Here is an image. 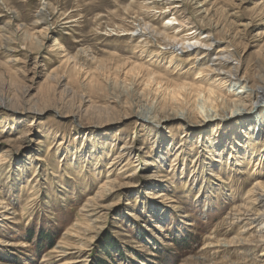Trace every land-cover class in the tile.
Listing matches in <instances>:
<instances>
[{"label":"rangeland","instance_id":"1","mask_svg":"<svg viewBox=\"0 0 264 264\" xmlns=\"http://www.w3.org/2000/svg\"><path fill=\"white\" fill-rule=\"evenodd\" d=\"M164 32L207 41L173 50ZM205 51L235 85L203 71ZM184 84L220 96L169 93ZM263 100L264 0H0V264L250 263L224 242L264 182L249 151L264 145ZM209 118L220 157L195 138ZM257 118L259 135H232Z\"/></svg>","mask_w":264,"mask_h":264},{"label":"bare ground","instance_id":"2","mask_svg":"<svg viewBox=\"0 0 264 264\" xmlns=\"http://www.w3.org/2000/svg\"><path fill=\"white\" fill-rule=\"evenodd\" d=\"M174 1V0H173ZM186 1V0H185ZM190 2V1H189ZM57 3V2H56ZM186 3V2H185ZM203 4V3H202ZM181 8V7H180ZM180 10V9H179ZM169 11V10H168ZM164 12V11H163ZM157 13V12H156ZM178 22V21H177ZM180 23V22H179ZM171 29V28H170ZM169 29V30H170ZM146 30V29H145ZM167 30V28H165L164 29V31H166ZM160 36V35H159ZM180 35H178L177 33H171V35H169L168 33L166 34L165 32L163 33V38H164V40H167V42L171 45L170 46V48L171 49H173V50H176L177 48L174 46V42L175 41H177V42H181L182 43V46H184V44H185V42L187 41L188 43H187V45L186 46H184L183 48H185L186 49V47H188V46H190V41H197V42H199L200 44L201 43H204V44H206V41L207 40H205L204 38L202 39V38H200L199 36H198V34L197 35H195L193 32H187L185 35H181L180 37H179ZM206 38V37H205ZM194 47H195V45H194ZM190 48V47H189ZM192 48V47H191ZM199 50V48H193L192 49V51H198ZM187 51V50H186ZM225 51V50H224ZM188 52V51H187ZM191 52V51H190ZM157 55H160V52H157L156 53ZM192 55V54H191ZM201 55H202V58L204 59L202 62H200V66H203V64H206V57L209 55V52L207 51H205V52H203V53H201ZM216 55L217 56H219V54L218 53H216ZM193 58V57H192ZM191 58V59H192ZM188 59H190V57H188ZM218 59V58H217ZM217 59H210L211 61H209V62H207V64H206V66H204V69H203V71H205V72H209V73H211L212 75L211 76H214V77H216V76H219V75H222L223 74V77H220L221 79H223V81L224 82H227L228 84H231V83H233V85H235L236 83L235 82H233V77L232 76H236V71H237V69L235 68V71H229V70H224L225 69V67H226V64H227V61H223V60H221L220 58V60L219 61H217ZM225 59V58H224ZM187 60V59H186ZM205 61V62H204ZM202 71V72H203ZM225 71V72H224ZM214 72H216V74L214 75ZM203 75V74H202ZM210 76V75H209ZM210 76V78H212ZM243 77H240L241 78V83L242 84H240V86H241V88L242 87H244V84L245 83H249V78L247 77V75L245 74V75H242ZM196 77H198V76H196ZM208 77V76H207ZM232 77V78H231ZM237 77V76H236ZM239 77V76H238ZM237 77V78H238ZM60 79V78H59ZM218 79V78H217ZM210 80V79H209ZM209 80L207 79V78H205V77H203V76H201L200 75V77H198V79H196V82H201L202 83V81H203V84H204V82H207V83H210V84H213V83H211V82H209ZM214 81H216V80H214ZM237 81V80H236ZM239 81V80H238ZM213 82V81H212ZM240 82V81H239ZM239 82H238V84H239ZM222 83V82H221ZM155 84V83H154ZM215 86H217V85H215ZM221 88V87H220ZM219 88V89H220ZM251 89V93H249L248 91H246L248 94L246 95L247 97H250V99L248 100V98H247V100L248 101H250L252 98V92H253V94H254V96H255V98H257V100L255 99V100H251L250 101V103H249V105H251V109L250 110H252L253 108H254V105H256L258 102H259V99H258V97H256V92L258 91V89H261V87L260 86H256V87H250ZM187 90H189L190 92L191 91H193L194 93H197V95H199V94H201V93H203L204 95H205V100H204V102L207 100V104H208V101L210 102L209 104H211V103H213V102H215V101H217V98H218V96H220V95H218L217 94V90H214L212 87H210V88H206L205 89V87H203L201 84H199L198 86H196V85H193V86H191V84H190V86H187V85H178V87L177 88H173V89H171V91H169V93H171L173 96H177V95H179V94H182L183 93V95H184V93L185 92H188ZM181 91H182V93H181ZM206 91V92H205ZM222 91V90H221ZM220 91V92H221ZM219 92V91H218ZM219 92V94H222V93H220ZM245 92V91H244ZM195 95V94H194ZM207 95V96H206ZM217 95V96H216ZM227 96H229V97H231V95H230V93L229 94H227ZM240 96V95H239ZM243 96V95H242ZM174 98V97H173ZM182 99V98H181ZM243 99V98H242ZM239 100V99H238ZM237 100V101H238ZM227 101V100H226ZM225 101V102H226ZM233 101H235L236 103H238L235 99L233 100ZM243 101V100H242ZM264 101V100H263ZM222 102V101H221ZM228 102H230V100L228 101ZM234 102V103H235ZM206 103V102H205ZM216 103V102H215ZM242 103H244V102H242ZM180 104V103H179ZM216 105H218V104H216ZM241 113H243L242 111H237V112H235V114H234V116H240V115H242ZM139 117H141V120L143 119V121L144 122H148V121H150V118L149 117H147V116H145V115H140ZM177 120H180L181 122H185V124H187V122H186V119H184L183 117H181V116H176L175 117ZM222 119H223V117H222ZM245 119V118H244ZM164 120H166V118L164 119ZM221 120V119H220ZM220 120H217V119H211V118H209V119H203V120H200L199 122H198V124L199 125H201V127H204V130H201V133L200 132H198L197 134H196V136H195V138H196V140H199V139H201V140H204L206 143H208V145L207 146H205V147H207V150H205V152H208V154H210V153H212L213 154V152H209V151H214V154H218V156L220 157L221 156V154H222V152L220 151V145H222L221 143H222V138H223V136L221 135V133H222V129H220V125L219 124H214L215 122H217V123H219L220 122ZM162 121V120H161ZM261 122V118H257L255 121H253L251 124H253V126L252 125H250V121H246V120H243V121H241V122H239V124H240V131H243V129L245 130V131H243V133H241L240 131H239V133L238 132H236L237 130H236V128L238 127H236V125H235V127L233 128V131H231L232 132V135H235V137H237V138H239V137H243V138H251V136L253 135V133H254V131H255V126H257V125H259V123ZM214 124V125H213ZM211 125V128L210 129H207L206 127H208V126H210ZM212 126H215V127H212ZM245 126V127H244ZM243 128V129H242ZM256 130H257V135H259L260 134V128L259 127H257L256 128ZM192 133V132H191ZM264 133V132H263ZM27 134H30V132L28 133L27 132ZM194 134V135H195ZM194 135H193V138H194ZM189 137L191 136V135H188ZM231 138V137H230ZM195 140V141H196ZM232 141V140H231ZM250 141H252V139H250ZM232 143H235L234 141H232ZM236 144H238V146L239 147H241L242 148V146L243 145H241L240 143H237L236 142ZM202 145V144H201ZM199 146V148L200 149H202L201 147L202 146ZM208 146L210 147V148H208ZM262 146H264V145H260V144H258V143H256V142H251L250 143V145H249V148H250V153L252 154V158H253V156L254 157H257V159H259L258 161H262V162H264V147L262 148ZM204 147V148H205ZM82 148V147H81ZM222 148V147H221ZM247 148V147H246ZM155 149H156V151L157 152H159L160 153V145L159 144H157L156 146H155ZM198 149V148H197ZM180 151V152H179ZM198 151V150H197ZM227 151V150H226ZM176 152H177V154H178V152L179 153H181L182 151L180 150V148H178L177 147V149H176ZM175 154V153H174ZM177 154H175V155H177ZM126 155H127V153H126ZM128 157H129V155H128ZM194 157V160L196 161L195 163H194V165H193V167H192V172H194V174H195V172H196V170L197 169H193V168H195L196 167V165L198 166V167H203V165H204V162L203 163H201L200 162V164H197V161H198V159H199V157H198V155H197V153L193 156ZM231 157V156H230ZM105 158V157H104ZM177 157H175V159H176ZM217 161H218V159H217ZM192 162H194V161H192ZM201 169V168H200ZM191 172V173H192ZM190 173V174H191ZM194 174L192 175V176H194ZM108 182V181H107ZM38 196V195H37ZM245 200H247L245 203H243V204H241L240 206H238L237 207V209H236V211H235V216L237 217V218H239V220H240V218L242 217L243 219H245V220H247V224H248V228H245L242 232H241V235L240 236H238V237H235V238H232V240H228V241H226V242H224L225 244H226V246H228V247H231V246H234V245H239L240 246V249H241V252H239V253H243V254H240V256L242 257H240L242 260H244L245 262L247 261V262H250V263H248V264H264V253H261V254H257V249H259V248H262L263 249V251H264V182H262V181H258V182H256L255 184H254V187H253V189H252V193H250V194H248L247 195V197L245 198ZM89 207H91V206H89ZM230 216V215H229ZM235 218V217H234ZM232 220V219H231ZM237 220V219H236ZM242 220V219H241ZM243 221V220H242ZM238 223V222H237ZM228 224V223H227ZM236 225V224H235ZM240 225V224H239ZM243 225V224H242ZM247 226V225H246ZM232 227V226H231ZM234 227V226H233ZM242 227V226H241ZM251 229H253L252 230V232H249L248 233V231H250ZM216 230V229H215ZM230 230V229H229ZM247 233L248 234H250V235H247ZM215 235V234H214ZM211 239V238H210ZM214 239V238H213ZM66 240V239H65ZM212 240V239H211ZM213 245V244H212ZM209 247V246H208ZM211 248V247H210ZM248 257H250L249 259H248ZM192 261H193V259H191ZM190 260V261H191ZM199 260V259H198ZM204 261V260H203ZM68 262V264H71V263H73L74 261L73 260H70V261H67ZM198 262V261H197ZM238 263H240V262H238ZM247 264V263H246Z\"/></svg>","mask_w":264,"mask_h":264}]
</instances>
